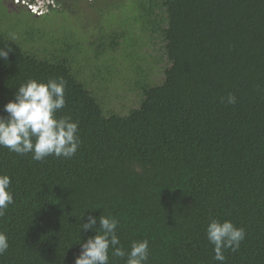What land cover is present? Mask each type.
<instances>
[{"label":"trees","instance_id":"1","mask_svg":"<svg viewBox=\"0 0 264 264\" xmlns=\"http://www.w3.org/2000/svg\"><path fill=\"white\" fill-rule=\"evenodd\" d=\"M50 1L9 13L0 0L23 23L20 35L0 27L13 49L0 60V116L21 84L62 77L57 116L79 122L81 145L43 162L0 147L14 198L0 264H74L96 234L79 231L89 215L117 218L126 251L147 239L149 264H220L206 226L230 220L246 237L225 264H264V0H81L100 22L80 29L52 26L80 0ZM146 43L150 60L137 51Z\"/></svg>","mask_w":264,"mask_h":264},{"label":"clouds","instance_id":"2","mask_svg":"<svg viewBox=\"0 0 264 264\" xmlns=\"http://www.w3.org/2000/svg\"><path fill=\"white\" fill-rule=\"evenodd\" d=\"M27 1L39 3L46 9L47 4L51 3L50 0ZM9 39L14 42L18 37L10 33ZM12 51L9 44L0 47V60L6 62ZM65 90L66 81L62 77L46 82L29 79L21 84L13 94L14 98L3 107L7 115L0 116V147L19 156L31 154L34 161L40 162L49 156L73 158L81 145L79 122L73 121L70 116H57L66 107ZM225 102L234 105L236 97L229 93ZM10 184L11 179L7 174L0 175V217H4L9 205L14 204ZM97 222L99 227H96ZM118 225L119 220L115 217L100 215L97 219L89 215L86 222L80 223L79 231L94 230L96 234L80 244L81 251L74 264H111L110 249L111 257L122 259L125 264H149V241H133L126 251L116 234ZM206 236L213 246V259L225 264L224 252H237L246 232L230 220L221 221L212 217L206 226ZM9 247L7 235L0 231V256Z\"/></svg>","mask_w":264,"mask_h":264},{"label":"rangeland","instance_id":"3","mask_svg":"<svg viewBox=\"0 0 264 264\" xmlns=\"http://www.w3.org/2000/svg\"><path fill=\"white\" fill-rule=\"evenodd\" d=\"M101 1H102L101 3L105 2L104 0H101ZM14 4H17L15 0H7L6 6L8 7L7 11L9 13H11L9 9H15V10L18 9L19 5L18 4L14 5ZM76 5L80 6L78 8L80 10L79 12L74 10L73 12H69V11L67 12L66 11V12H64V14H61V15L54 14L55 18H54L52 26L67 25L71 29H72V27L80 29L81 28L80 25L83 26L85 23H86V25H90L89 27H91V26H93V23L97 24V23L100 22L99 13L97 11L93 10V9H90V6L88 5V3L86 1H81L80 0L78 3H76ZM51 6L52 7L54 6L53 8H56L57 4H55V2H54V4H52ZM23 10H25V9L23 8ZM68 15H69V18H67ZM0 27L4 28V29L7 28V29H10V30H15L20 35L21 31H18V30H20L21 27H23V23L17 22V20L15 18V15H12V14L6 15V14L2 13V14H0ZM96 27L97 26L92 27V28H95V30L94 29H89V30L94 32V31L97 30ZM60 30H62V28H57L56 31H58V32H56V34L61 35L62 32H60ZM90 31L86 32L87 33V37L89 39H92V36H93L94 33L90 32ZM88 33H90V34H88ZM40 41H41V43H43V45H49V43H50V40H49L48 36H46V35L41 37ZM41 43H35V44L40 45ZM84 44H85L86 47H88V42H86ZM84 51H86V55L88 56V58H90V60H92L93 53L91 51H89V50L88 51L84 50ZM84 51H83V54H85ZM137 51L139 52V54H141L142 52L147 54L148 60L151 59V57L148 56V54L154 52L152 50L151 43L143 44L141 46V48H139ZM158 53L159 52H156V54H158ZM155 71H160V70L156 69ZM86 73H88V72H86ZM160 77H161V74H160ZM121 101H123V100L121 99ZM117 102H119V100H117Z\"/></svg>","mask_w":264,"mask_h":264},{"label":"built area","instance_id":"4","mask_svg":"<svg viewBox=\"0 0 264 264\" xmlns=\"http://www.w3.org/2000/svg\"><path fill=\"white\" fill-rule=\"evenodd\" d=\"M20 4L26 5L31 11H34L36 13H44L47 9L42 6L41 4H33V3H28L27 0H16ZM51 2V1H50Z\"/></svg>","mask_w":264,"mask_h":264}]
</instances>
